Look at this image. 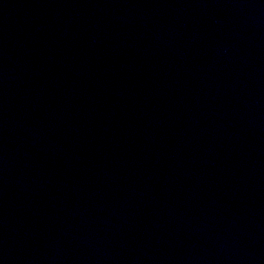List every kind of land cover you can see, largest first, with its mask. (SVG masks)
<instances>
[{
    "label": "water",
    "instance_id": "1",
    "mask_svg": "<svg viewBox=\"0 0 264 264\" xmlns=\"http://www.w3.org/2000/svg\"><path fill=\"white\" fill-rule=\"evenodd\" d=\"M0 264H264V0H0Z\"/></svg>",
    "mask_w": 264,
    "mask_h": 264
}]
</instances>
